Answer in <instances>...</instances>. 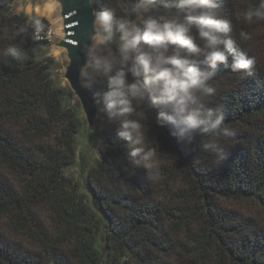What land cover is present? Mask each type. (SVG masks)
<instances>
[{
  "label": "trees",
  "instance_id": "16d2710c",
  "mask_svg": "<svg viewBox=\"0 0 264 264\" xmlns=\"http://www.w3.org/2000/svg\"><path fill=\"white\" fill-rule=\"evenodd\" d=\"M9 1L0 0V52L16 44L28 56L0 59V264H264V221L219 204L250 199L264 212V22L242 18L257 0L221 3L237 50L257 58L251 76L216 70L212 106L232 129L227 158L194 166L193 148L204 151L199 135L193 145L180 143L171 124L159 127L146 113L145 147L155 150L151 171L159 175L149 182V170L127 160L120 118L102 113L105 145L87 174L98 212L65 171L77 158L84 123L78 105L53 76L55 57L43 54L47 41L30 38L39 18L6 9ZM119 5L95 3L122 16ZM20 27L28 33L12 38ZM199 66L209 71L203 56ZM107 90L103 76L92 79L89 91L102 107Z\"/></svg>",
  "mask_w": 264,
  "mask_h": 264
},
{
  "label": "clouds",
  "instance_id": "9594fccd",
  "mask_svg": "<svg viewBox=\"0 0 264 264\" xmlns=\"http://www.w3.org/2000/svg\"><path fill=\"white\" fill-rule=\"evenodd\" d=\"M95 3L88 0L93 29L81 45L84 62L77 81L88 91L94 77L106 79L103 107L95 97L93 104L97 118L100 113L109 119L120 118L117 135L127 142V160L149 170V182L159 178L151 171L156 152L145 147V114L154 113L156 125L171 124L172 135L180 143L193 145L199 135L204 151L196 153L193 148L194 166L220 165L227 158L232 129L223 110L212 106L216 70L230 68L243 78L253 75L257 67L255 56L246 49L237 50L232 23L221 15L222 0H123L119 5L122 16L117 15V8L98 9ZM242 18L248 25L264 22V0L248 5ZM23 33H28L26 27L16 29L12 38ZM42 33L40 25L33 23L30 38L43 39ZM7 56L23 62L28 54L10 44L0 52V59ZM201 56L209 71L201 70Z\"/></svg>",
  "mask_w": 264,
  "mask_h": 264
},
{
  "label": "water",
  "instance_id": "95a60500",
  "mask_svg": "<svg viewBox=\"0 0 264 264\" xmlns=\"http://www.w3.org/2000/svg\"><path fill=\"white\" fill-rule=\"evenodd\" d=\"M48 1L56 5L55 14L60 18L59 26L62 28V34L60 33V37L52 45L59 48L65 56L66 63L61 77L66 82L65 86L70 91L71 99H76L82 119L86 123V147L89 149L95 143L101 113L97 118V107L93 104L94 96L89 90L80 88L77 76L78 69L84 62L81 45L92 34L91 7L88 0H46V3ZM120 3H123V0H120Z\"/></svg>",
  "mask_w": 264,
  "mask_h": 264
},
{
  "label": "rangeland",
  "instance_id": "374dc122",
  "mask_svg": "<svg viewBox=\"0 0 264 264\" xmlns=\"http://www.w3.org/2000/svg\"><path fill=\"white\" fill-rule=\"evenodd\" d=\"M46 3V0H10L5 8L11 11L21 13L24 12L30 17L36 16L38 20H46L49 23V28L51 31L50 39L45 43L44 46V55H51L55 57V64L52 68L53 76L56 81L66 85L65 80L62 79V73L64 70V65L66 63L65 56L63 52L52 45V43L60 37V32L57 31L59 27L58 17L54 13L52 16H47L45 13H41L35 11V7L39 6L42 8ZM30 7V8H28ZM73 104H77L76 99H71ZM83 117V116H81ZM97 128V137L95 143L89 149L86 147V123L83 121V127L81 132L77 137V158L73 164L66 168V174L75 178L78 181L80 186V191L85 192L87 194V204L92 207L96 212H98L97 206L94 202V197L90 193L87 187V174L89 169L95 164L96 160L99 157L98 147L100 142H104V136L102 133V113L100 114ZM219 204L225 206L227 208L235 209L239 211L241 214L245 216L252 217L257 221H264V212L261 207L253 200L250 199H219ZM103 231H101V236L103 235ZM102 237L101 240H103Z\"/></svg>",
  "mask_w": 264,
  "mask_h": 264
},
{
  "label": "bare ground",
  "instance_id": "6f19581e",
  "mask_svg": "<svg viewBox=\"0 0 264 264\" xmlns=\"http://www.w3.org/2000/svg\"><path fill=\"white\" fill-rule=\"evenodd\" d=\"M28 8H30V7H28ZM34 9H35V11L45 13L49 17V16H52V14L54 15V13L56 11V5L54 3L48 1L42 8H40L39 6H36ZM59 21H60V18L58 19V23H59ZM57 31L62 34L61 25L57 28Z\"/></svg>",
  "mask_w": 264,
  "mask_h": 264
},
{
  "label": "built area",
  "instance_id": "2783aa9c",
  "mask_svg": "<svg viewBox=\"0 0 264 264\" xmlns=\"http://www.w3.org/2000/svg\"><path fill=\"white\" fill-rule=\"evenodd\" d=\"M36 24H39L40 27L43 29V39H40L41 41H48L50 39L51 36V31L49 28V25H47L45 22H41V20H38V22Z\"/></svg>",
  "mask_w": 264,
  "mask_h": 264
}]
</instances>
